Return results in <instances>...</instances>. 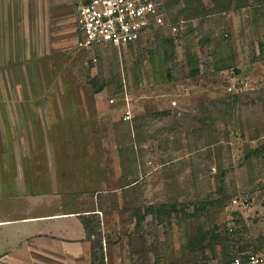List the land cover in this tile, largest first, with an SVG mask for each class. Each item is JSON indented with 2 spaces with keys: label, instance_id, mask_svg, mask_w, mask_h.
I'll use <instances>...</instances> for the list:
<instances>
[{
  "label": "rangeland",
  "instance_id": "rangeland-1",
  "mask_svg": "<svg viewBox=\"0 0 264 264\" xmlns=\"http://www.w3.org/2000/svg\"><path fill=\"white\" fill-rule=\"evenodd\" d=\"M32 1L37 54L0 65V163H83L95 264L264 255V0H164L122 47L82 44L88 0Z\"/></svg>",
  "mask_w": 264,
  "mask_h": 264
},
{
  "label": "crops",
  "instance_id": "crops-1",
  "mask_svg": "<svg viewBox=\"0 0 264 264\" xmlns=\"http://www.w3.org/2000/svg\"><path fill=\"white\" fill-rule=\"evenodd\" d=\"M33 5L32 0H0L1 66H20L25 54H37ZM24 39L31 40L25 48ZM82 165L0 163V264H92L93 236L82 217L98 211L86 212L79 201Z\"/></svg>",
  "mask_w": 264,
  "mask_h": 264
},
{
  "label": "built area",
  "instance_id": "built-area-1",
  "mask_svg": "<svg viewBox=\"0 0 264 264\" xmlns=\"http://www.w3.org/2000/svg\"><path fill=\"white\" fill-rule=\"evenodd\" d=\"M165 13L164 0H88L79 8L76 20L84 46L122 47L153 40L165 24ZM248 85L246 79L235 76L229 79L226 90L239 93ZM132 117L128 103L123 118L130 121ZM230 264H264V255L241 253Z\"/></svg>",
  "mask_w": 264,
  "mask_h": 264
},
{
  "label": "trees",
  "instance_id": "trees-1",
  "mask_svg": "<svg viewBox=\"0 0 264 264\" xmlns=\"http://www.w3.org/2000/svg\"><path fill=\"white\" fill-rule=\"evenodd\" d=\"M166 10H167V6L165 4V11ZM82 218H83L84 225L87 228V232H88L89 237L90 236L92 237L94 235V230H93L94 228L92 225V221H90L88 219V217H86V216H83ZM237 255H239V254H237ZM96 258H97L96 257V248L93 246V238H92V264H95Z\"/></svg>",
  "mask_w": 264,
  "mask_h": 264
}]
</instances>
